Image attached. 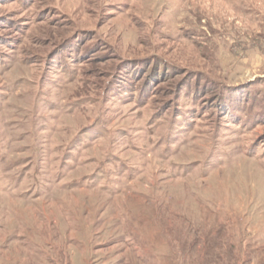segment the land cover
Here are the masks:
<instances>
[{
    "label": "rangeland",
    "instance_id": "obj_1",
    "mask_svg": "<svg viewBox=\"0 0 264 264\" xmlns=\"http://www.w3.org/2000/svg\"><path fill=\"white\" fill-rule=\"evenodd\" d=\"M0 264H264V0H0Z\"/></svg>",
    "mask_w": 264,
    "mask_h": 264
}]
</instances>
